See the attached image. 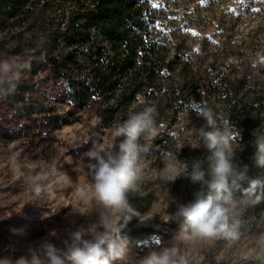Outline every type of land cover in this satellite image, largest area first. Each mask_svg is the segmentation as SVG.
I'll return each instance as SVG.
<instances>
[{
  "label": "rangeland",
  "instance_id": "rangeland-1",
  "mask_svg": "<svg viewBox=\"0 0 264 264\" xmlns=\"http://www.w3.org/2000/svg\"><path fill=\"white\" fill-rule=\"evenodd\" d=\"M43 4L26 19L14 14L0 27V61L33 65L20 69L19 79L12 80L15 86L19 82L31 85L25 101L10 98L13 88L0 85L5 89L0 91V259L14 264L29 249L45 242L65 249L64 242L70 241L72 232L97 223L98 208L92 200V177L84 154L105 141L106 147L115 150L123 138L114 135V127L127 119L129 111H141L145 106L156 109L158 134L140 139L146 149L141 153L143 178L137 190L128 194L139 201L134 212L138 215L121 222L128 229L148 226L156 232L138 239L121 237L127 243V254L116 264H138L143 255L158 247H176L189 264H253L264 259L262 196L255 204L245 203V197L236 200L233 215L239 221L238 239L185 242L178 236L181 224L172 225L179 219V206L206 189L184 175L185 165L190 170L196 161L206 169L210 155L197 135L205 123L197 115L199 109H212L220 127L232 132L224 119L228 103L219 96L229 85H219L215 88L218 96L206 98L175 119L166 112L161 114L153 97L140 96L123 115L106 124L99 116L101 102L79 108L65 83L54 76L41 40L53 28L56 19H51L58 10ZM151 6L159 18L167 13L171 31L167 37L155 30L156 40L167 43L171 51L176 46L180 53H191L189 70L200 77L219 74L234 78L246 73L248 81L240 91L249 98L264 95V0H154ZM160 8L163 14L158 13ZM181 71L177 62L175 80ZM56 115L69 123L54 126L50 118ZM37 174L48 177L38 182L39 194L31 182ZM97 232L104 231L97 227Z\"/></svg>",
  "mask_w": 264,
  "mask_h": 264
},
{
  "label": "trees",
  "instance_id": "trees-1",
  "mask_svg": "<svg viewBox=\"0 0 264 264\" xmlns=\"http://www.w3.org/2000/svg\"><path fill=\"white\" fill-rule=\"evenodd\" d=\"M154 0H0V27L5 26L14 14L26 19L41 3L58 11L53 28L46 30L41 40L52 72L65 83L68 92L79 108L101 102V120L110 124L123 115L140 96L153 97L161 114L168 113L171 119L183 111L194 109L208 97H216L215 88L229 85L224 96L228 107L224 119L232 132H239L234 141L232 161L238 170L247 167L250 178L264 180V168L256 167L254 132L264 130V95L249 98L240 88L245 86L247 74L240 76H197L189 70L191 53H180L178 47L171 51L167 43H159L155 30L170 35L168 16L159 18ZM164 13V9L158 11ZM182 66L181 77L175 80L174 66ZM29 65L27 69H32ZM31 89L26 82H19L11 90L10 98L25 101V93ZM59 115L50 118L60 127L69 120L61 121ZM233 191L235 200L244 197L242 189ZM207 188L205 194H207ZM257 194L264 197V189ZM133 212L139 207L136 197L129 196ZM260 206H264V203ZM183 223L179 217L172 225ZM120 228L121 237L141 238L154 228L139 226ZM103 231H106L102 228ZM253 264H264V259Z\"/></svg>",
  "mask_w": 264,
  "mask_h": 264
},
{
  "label": "clouds",
  "instance_id": "clouds-1",
  "mask_svg": "<svg viewBox=\"0 0 264 264\" xmlns=\"http://www.w3.org/2000/svg\"><path fill=\"white\" fill-rule=\"evenodd\" d=\"M25 67L26 64L0 61V85L14 88L12 80H18L19 70ZM4 90L0 88V91ZM155 113L156 109L152 106H145L141 111H129L127 119L114 127V135L123 138L115 150L106 147L108 142L105 141L94 144L84 154L92 177V200L98 208L97 223L87 229L81 226L72 232L70 241L64 242L65 249L45 242L37 249H29L14 264H116L125 258L127 243L119 235L123 226L120 222L127 223L132 215H138L131 208L128 194L137 190L143 178L141 153L146 149L140 144V139L145 134L150 137L158 134ZM197 115L205 121L197 129V135L210 155L206 169L196 161L190 170L185 165L184 175L190 177L193 184H200L208 191L207 194L203 190L198 191L193 201L179 206L176 216L182 217L183 223L178 236L185 242L221 237L238 239L239 221L233 215L237 201L233 191L240 190L246 181L248 186L242 189L244 202L258 203L261 196L257 190L264 189V180L250 178L246 166L244 170L234 166L232 144L239 132L222 129L210 108H200ZM253 135L254 163L256 167L264 168V130H257ZM47 178L43 174L32 177L31 182L37 185V194L41 191L38 182ZM97 227L106 231L97 232ZM88 236L93 238L87 239ZM0 264L12 262L5 258L0 259ZM138 264H189V260L176 247H158L143 255Z\"/></svg>",
  "mask_w": 264,
  "mask_h": 264
},
{
  "label": "snow or ice",
  "instance_id": "snow-or-ice-1",
  "mask_svg": "<svg viewBox=\"0 0 264 264\" xmlns=\"http://www.w3.org/2000/svg\"><path fill=\"white\" fill-rule=\"evenodd\" d=\"M253 11H257V9H253ZM193 34H195V33H193Z\"/></svg>",
  "mask_w": 264,
  "mask_h": 264
}]
</instances>
